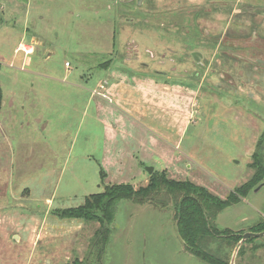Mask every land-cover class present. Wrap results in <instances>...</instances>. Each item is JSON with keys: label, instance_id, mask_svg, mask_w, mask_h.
<instances>
[{"label": "rangeland", "instance_id": "1", "mask_svg": "<svg viewBox=\"0 0 264 264\" xmlns=\"http://www.w3.org/2000/svg\"><path fill=\"white\" fill-rule=\"evenodd\" d=\"M260 58L264 0H0V264H208L186 250L173 202L121 200L106 244L98 221L55 211L106 184L145 186L147 167L226 199L264 156ZM118 67L137 72L128 85H181L122 104L105 89L126 83ZM262 181L219 229L264 222ZM253 239L235 264H264V236Z\"/></svg>", "mask_w": 264, "mask_h": 264}, {"label": "trees", "instance_id": "2", "mask_svg": "<svg viewBox=\"0 0 264 264\" xmlns=\"http://www.w3.org/2000/svg\"><path fill=\"white\" fill-rule=\"evenodd\" d=\"M1 69V64H0ZM3 106V89L0 83V110ZM254 161L250 167L254 170L252 177L240 186L235 187L226 199H222L205 187L190 180H178L168 176L166 170L155 171L150 175L148 184L136 188L131 183L106 184L103 191L87 195L84 203L76 207L57 209L60 218L98 221L101 224L100 235L103 243L107 241L109 225L113 222L118 203L123 199H132L138 204L151 203L166 207L173 202L177 210L178 230L186 250L208 264H229L226 248H235L241 240L242 233L229 228L219 229L216 218L227 207L238 204L250 190L264 181V156L253 154ZM102 181L107 172L101 168ZM262 181V182H263ZM264 230V222L252 231ZM255 239L247 240V243ZM101 238L98 240L100 243ZM216 243L214 249L212 244ZM240 254L244 252L243 246ZM66 264H88L84 260H75Z\"/></svg>", "mask_w": 264, "mask_h": 264}, {"label": "crops", "instance_id": "3", "mask_svg": "<svg viewBox=\"0 0 264 264\" xmlns=\"http://www.w3.org/2000/svg\"><path fill=\"white\" fill-rule=\"evenodd\" d=\"M137 72L135 71V72H133V74L131 75V77H130V75H128V73H126L125 72V74H123V75H117V76H115L116 77V79L118 80V79H120L121 78V80L122 81H124V82H126L127 80L128 81H131V80H133V81H135V79L136 78H138V74H136ZM137 75V76H136ZM147 77H149V78H147L146 80H151V81H153V83L155 84H152V83H150V82H146V83H143V82H139V84H130V85H128V83L126 82V83H124V85H119V83L118 84H116V80L114 81V83L113 84H109L108 86H105V89L107 90V93H109V94H111L113 97H115L116 98V100L118 101V102H121L122 104H127V102H125L124 100H125V95L126 96H128V98H132V99H128L127 101H129V102H131L132 101V104H134L135 102H138L137 101V98L141 95L142 96V98L143 99H148L149 100V103H155V102H157V99H159L158 97H156V95H154V94H152L154 91H158V90H161V91H163V92H165L166 94H169L170 96H173L172 95V93L174 94V91H173V89H174V87L176 86V85H181V83H179V82H175V83H173L172 85H169V84H165L164 86H163V88H160L159 86H160V84L159 83H157L155 80H156V77H154V76H152V75H147ZM130 78V79H129ZM155 80H154V79ZM124 79V80H123ZM157 80H159V79H157ZM121 81V82H122ZM145 82V81H144ZM148 83V84H147ZM107 85V84H106ZM102 88L104 87L103 85L101 86ZM178 87V86H177ZM155 93V92H154ZM176 94V93H175ZM103 95H105V97H107V95L108 94H106V93H103ZM154 95V96H153ZM176 95H178V94H176ZM179 96V98L180 99H182L183 97H185L186 98V96L184 95V94H182V96L181 95H178ZM181 96V97H180ZM99 105V109H102V110H104L105 111V109H104V107L99 103L98 104ZM177 108H182V107H177ZM177 111H179V110H177ZM180 113H181V111H179ZM104 120V122H105V127H106V131H107V133H108V130H110V132L113 130L112 129V126H111V124L107 121V120H105V119H103ZM188 122L189 121H186L185 122V126H184V130H183V133L187 130V131H189V129H190V126L188 125ZM115 127L117 128L118 126L117 125H115ZM114 127V128H115ZM115 130V129H114ZM115 133V132H114ZM183 135V134H182ZM181 135V136H182ZM180 135H178V138H180L181 137ZM171 145V144H170ZM116 155H118V152L116 151ZM182 159V158H181ZM116 163L118 164V166H121V164L119 163V162H117L116 161ZM101 168H103L105 171H106V169L101 165V167H100V169ZM167 168H165V169H163V170H166ZM162 171V170H161ZM107 176H108V173H107ZM48 201H51V199H48ZM68 208V207H67ZM64 209V208H63ZM62 219H70V218H62ZM80 220V219H79ZM67 221V220H66Z\"/></svg>", "mask_w": 264, "mask_h": 264}, {"label": "water", "instance_id": "4", "mask_svg": "<svg viewBox=\"0 0 264 264\" xmlns=\"http://www.w3.org/2000/svg\"><path fill=\"white\" fill-rule=\"evenodd\" d=\"M119 70L128 73L129 75H132L133 72L127 68V67H118ZM148 173L151 175L154 172V167H147ZM262 186H264V182L259 185L255 190L258 191ZM264 236V230L260 231V232H252V231H248L245 232L244 234H242L241 240L237 243L235 249H234V253L233 256L231 258L230 264H235L236 263V257L241 249V247L243 246V244L246 243L247 240L251 239V238H260Z\"/></svg>", "mask_w": 264, "mask_h": 264}, {"label": "flooded vegetation", "instance_id": "5", "mask_svg": "<svg viewBox=\"0 0 264 264\" xmlns=\"http://www.w3.org/2000/svg\"><path fill=\"white\" fill-rule=\"evenodd\" d=\"M152 56H153V54H152ZM137 57V56H136ZM135 57V58H136ZM193 57H195V59L197 60H199L200 58H202L203 56H202V54H200V53H197V52H195V53H193ZM259 60V62L262 64V65H264V58H260V59H258ZM141 65H145V62H141L140 63ZM157 72H159L158 70H157ZM246 85V87L248 86V83L247 84H245ZM249 86H251V87H255L254 86V83H251V85H249ZM244 86L243 85H241V86H239V88H240V90H243L244 88H243ZM256 89L258 90L259 89V87H258V85L256 86ZM245 90V89H244ZM253 90V89H252Z\"/></svg>", "mask_w": 264, "mask_h": 264}, {"label": "built area", "instance_id": "6", "mask_svg": "<svg viewBox=\"0 0 264 264\" xmlns=\"http://www.w3.org/2000/svg\"><path fill=\"white\" fill-rule=\"evenodd\" d=\"M24 50H26V47H24ZM27 51V50H26ZM103 96H105V95H103Z\"/></svg>", "mask_w": 264, "mask_h": 264}]
</instances>
